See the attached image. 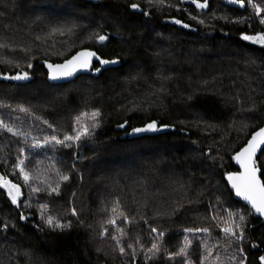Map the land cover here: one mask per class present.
Listing matches in <instances>:
<instances>
[{"label":"trees","instance_id":"1","mask_svg":"<svg viewBox=\"0 0 264 264\" xmlns=\"http://www.w3.org/2000/svg\"><path fill=\"white\" fill-rule=\"evenodd\" d=\"M153 1L0 0V74L10 78L0 81V121L21 133L0 129V174L22 192L15 209L0 189V264H261L264 225L234 200L225 176L264 125V47L242 38L264 34V0H253L260 16L247 0L240 8L207 0L203 10ZM83 49L117 63L48 84L38 62L59 64ZM22 73L24 83L11 79ZM153 123L175 131L133 134ZM84 125L89 134L68 147L33 148ZM241 214L243 239L222 234ZM47 215L69 227L48 226Z\"/></svg>","mask_w":264,"mask_h":264},{"label":"snow or ice","instance_id":"2","mask_svg":"<svg viewBox=\"0 0 264 264\" xmlns=\"http://www.w3.org/2000/svg\"><path fill=\"white\" fill-rule=\"evenodd\" d=\"M191 2L196 6L198 9H204L207 5V0H204L203 3L199 2V0H191ZM232 4H239L241 7L245 6V0H229ZM247 4L254 8L255 13L257 16H260L261 8L258 7L253 3V0H247ZM133 9L137 8V5L133 4L131 5ZM147 15V13H145ZM174 23H181L179 20H175ZM260 23L264 24V18L260 19ZM184 27H188L187 24L183 25ZM244 40L251 41L256 44H260L262 47H264V34H257L256 36H248L244 35L242 37ZM100 41H104L107 39L106 36L100 35L98 37ZM0 47H3V45H0ZM95 58L96 60H99L101 65L104 64H115L117 63L116 60H104L101 59L100 56H98L94 51H82L78 52L75 56H73L70 60H67L64 64L61 65H55V68L57 69L56 72H50L49 73V79H59L61 77H67L71 76L78 67L80 68H86L91 63V60ZM29 67H32L31 64H29ZM47 67L49 69H52L54 66L52 64H48ZM99 71V69H97ZM28 78L27 73L18 74L17 76L11 77V79L16 80H24ZM20 111H26L23 107L20 108ZM85 113H81L80 116L76 118L77 122L81 120L82 117H84ZM99 116L98 111H94L91 113V117L93 120ZM44 123H47V121H44ZM97 123H93L92 127H96ZM123 127V125H120ZM154 123L148 124L146 126V129H134V132H140L144 130H154ZM0 129L6 130L8 133H11L14 136L21 135L20 132L16 131L13 127L5 124L3 121H0ZM55 131V130H54ZM75 135H68L65 134L63 137V140L59 139L56 135H52L50 138L46 137L43 142H34L33 148H39L44 147L48 144L49 140L54 142L57 145H62L64 147H68L69 145L65 142L68 141H80L82 136H87L89 134V130L87 125L82 126L80 129H75ZM20 153L23 156L25 153L24 149H20ZM264 154V127H261L257 132H255L251 139L248 140L246 146H244L239 152L233 156V159L237 162V164L240 166L241 171L235 173V174H228L227 179L230 183L232 189L235 190V194L237 197H240L244 201H246L248 204L251 205V208L255 210L256 213H258L260 216H264V183L261 182V180L257 177V172L261 171L264 172V164L260 163V155ZM25 161L19 160L15 167L20 169V173L22 178L27 183L30 179V176L28 172L25 171ZM60 175L59 173H57ZM60 179L62 180H68L69 177L67 175H60ZM0 187H3L7 190L8 196L12 202V204H17L19 195H20V189L17 187L16 184L10 183L5 179V177L0 176ZM59 189V184L56 185L55 188H51L50 191H57ZM39 191L38 188L33 187L32 192ZM29 206V205H26ZM47 205L41 204V216L44 217L46 211H47ZM75 211H73V215H75ZM230 213V217H231ZM21 220H24L25 217L23 215L20 216ZM245 221L244 215H239V222H233L231 226L224 227L221 229L223 233H225L229 237H234L235 239L242 240L243 239V224ZM48 226L54 227V228H65L69 227V225L61 224L58 220H56L52 215H47L46 221ZM113 225H115V221H111ZM236 230H239L240 235H236ZM153 232L156 231V229L152 230ZM185 231H193L192 229H186ZM196 232L204 231L207 232L208 229H195ZM103 234V233H102ZM159 235L162 237L164 236V233L161 232ZM113 239H116L114 236ZM188 247L187 241L185 242V246L181 247L178 252L174 254L169 255V259H172L173 256H181L186 252V249ZM149 251H158V245L156 243L152 244V248ZM120 252L123 254L124 249L121 247ZM261 264H264V256L260 257ZM185 264H188V261L185 260ZM201 264H203V258L201 260ZM241 264H243V261H241Z\"/></svg>","mask_w":264,"mask_h":264},{"label":"water","instance_id":"3","mask_svg":"<svg viewBox=\"0 0 264 264\" xmlns=\"http://www.w3.org/2000/svg\"><path fill=\"white\" fill-rule=\"evenodd\" d=\"M225 3L227 4V5H229V6H231V7H235V8H240L241 6L239 5V4H232V3H230L229 2V0H225ZM176 26H178V24H175ZM184 24H180V28H183L184 30H188V27H184L183 26ZM104 36H106V35H104ZM107 37V39L106 40H104V41H100L99 39H98V42L100 43V44H106L107 42H108V40H109V37L108 36H106ZM82 51H92V50H88V49H83V50H80V51H78V52H82ZM77 52V53H78ZM95 52V51H94ZM77 53H75L73 56H75ZM96 53V52H95ZM97 54V53H96ZM98 55V54H97ZM72 56V57H73ZM99 56V55H98ZM72 57H70L69 59H67V60H70ZM67 60H65V61H63L62 63H59V64H52V63H49V62H45V61H40V62H38V65L39 66H42L43 68H44V70H45V72H46V74H47V82H48V84H50V85H54V86H58V85H64V84H69V83H72V82H74L77 78H79V77H81V76H88V75H91V69H92V66L95 64V63H97V64H100V62H99V60H96L95 58H93L92 60H91V63L88 65V67H86V68H80V67H78L77 69H76V71L71 75V76H67V77H61V78H59V79H49V73L50 72H56L57 71V69L55 68V65H61V64H64ZM48 64H52L54 67L52 68V69H49L48 67H47V65ZM101 65V64H100ZM105 65V64H104ZM104 65H101V66H104ZM32 69H30V71H31ZM17 76V75H16ZM26 79H24V80H16L15 79V82L17 83V84H22V83H24V81H25ZM154 130H144V131H140V132H133V134L135 135V136H158V135H164V134H168V133H170V132H174L175 131V128L174 127H170V126H158V125H156V124H154ZM262 127H264V125L262 126ZM140 129H146V127H143V128H140ZM260 129V128H259ZM258 129V130H259ZM258 130H256L255 132H257ZM254 132V133H255ZM254 133H252L251 134V136H250V138L249 139H251V137H252V135L254 134ZM248 139V140H249ZM248 142V141H247ZM247 142H246V144H247ZM246 144L244 145V146H246ZM243 146V147H244ZM242 147V148H243ZM241 148V149H242ZM240 149V150H241ZM239 150V151H240ZM238 151V152H239ZM233 165H234V167L236 168V171L235 172H232L231 174H235V173H237V172H239V171H241V169H240V166L237 164V162L235 161V160H233ZM230 174V173H229ZM227 176H228V174L225 176V182H226V184H227V186H228V188H229V190H230V192H231V194L233 195V198H234V200L235 201H237V202H239V203H241L242 205H244V206H246L249 210H251V212L253 213V216L255 217V218H257V219H260V223L262 224V225H264V216H260L258 213H256L255 212V210H253L252 208H251V205L250 204H248L246 201H244L243 199H241L240 197H237L236 196V194H235V190L234 189H232V187H231V185H230V183L228 182V179H227ZM257 177L261 180V178H260V171H258L257 172ZM261 182H262V180H261ZM263 183V182H262Z\"/></svg>","mask_w":264,"mask_h":264},{"label":"rangeland","instance_id":"4","mask_svg":"<svg viewBox=\"0 0 264 264\" xmlns=\"http://www.w3.org/2000/svg\"><path fill=\"white\" fill-rule=\"evenodd\" d=\"M156 1V0H155ZM155 1H153V3L156 5V2ZM182 3H184V4H190V5H192V6H194L195 8H196V6L191 2V0H182ZM196 9H198V8H196ZM205 9V8H204ZM58 10L59 9H57V8H54L53 9V7H52V12L51 13H53V14H56L57 12H58ZM198 10H203V9H198ZM57 11V12H56ZM47 12V11H46ZM8 79H10V78H8V76L7 75H1L0 74V81H2V80H8ZM17 171L19 172V174H20V179L22 180V181H24L25 182V180L22 178V176H21V173H20V169L19 168H17ZM0 176H3V175H1L0 174ZM4 177V176H3ZM5 179L7 180V181H9L6 177H5ZM10 183H13V184H15L14 182H11V181H9ZM17 185V184H16ZM17 187H19L18 185H17ZM0 189L1 190H3L4 191V194H5V197H6V199L10 202V204H11V206L12 207H14L15 209H17L18 208V203H19V200H20V198L22 197V192H21V189H20V187H19V189H20V195H19V198H18V201H17V204H12V202H11V200H10V198H9V196H8V192H7V190L5 189V188H3V187H0ZM186 233H191L190 231H187ZM222 234H225V233H223L222 232ZM7 264H12V263H7Z\"/></svg>","mask_w":264,"mask_h":264},{"label":"flooded vegetation","instance_id":"5","mask_svg":"<svg viewBox=\"0 0 264 264\" xmlns=\"http://www.w3.org/2000/svg\"><path fill=\"white\" fill-rule=\"evenodd\" d=\"M174 21H175V19H170L167 21V23H169L172 26L179 27L181 23H179L178 26H176L175 24H177V23H174Z\"/></svg>","mask_w":264,"mask_h":264}]
</instances>
